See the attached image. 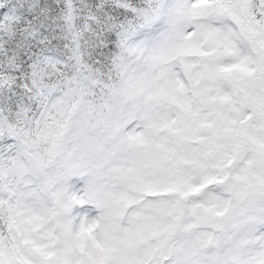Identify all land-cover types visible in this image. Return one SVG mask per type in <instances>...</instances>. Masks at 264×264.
Returning <instances> with one entry per match:
<instances>
[{"label": "snow or ice", "instance_id": "1", "mask_svg": "<svg viewBox=\"0 0 264 264\" xmlns=\"http://www.w3.org/2000/svg\"><path fill=\"white\" fill-rule=\"evenodd\" d=\"M0 264H264V0H0Z\"/></svg>", "mask_w": 264, "mask_h": 264}]
</instances>
